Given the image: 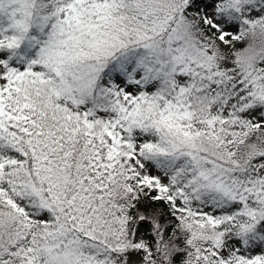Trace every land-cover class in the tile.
Returning a JSON list of instances; mask_svg holds the SVG:
<instances>
[{
	"label": "snow or ice",
	"instance_id": "6c2138e0",
	"mask_svg": "<svg viewBox=\"0 0 264 264\" xmlns=\"http://www.w3.org/2000/svg\"><path fill=\"white\" fill-rule=\"evenodd\" d=\"M0 264H264V0H0Z\"/></svg>",
	"mask_w": 264,
	"mask_h": 264
}]
</instances>
